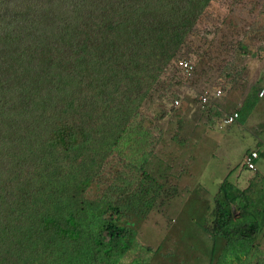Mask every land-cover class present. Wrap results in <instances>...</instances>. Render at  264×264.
I'll return each instance as SVG.
<instances>
[{"label":"trees","instance_id":"obj_1","mask_svg":"<svg viewBox=\"0 0 264 264\" xmlns=\"http://www.w3.org/2000/svg\"><path fill=\"white\" fill-rule=\"evenodd\" d=\"M212 3L0 0V264H149L160 253L135 229L164 188L145 169L164 132L142 108L158 87L173 104L169 69ZM252 31L262 41L264 24ZM224 76L226 88L238 77ZM245 191L220 184L210 234L226 242L209 264H264V205Z\"/></svg>","mask_w":264,"mask_h":264},{"label":"rangeland","instance_id":"obj_2","mask_svg":"<svg viewBox=\"0 0 264 264\" xmlns=\"http://www.w3.org/2000/svg\"><path fill=\"white\" fill-rule=\"evenodd\" d=\"M257 22L264 24V0H213L167 75L173 77L174 100H179L180 107L172 109L162 98L163 87H158L155 102L151 100L142 108L145 123L152 122L164 132L146 166L165 192L139 227L138 240L150 248L166 247L184 264H209L213 244L204 228L209 227L220 198L218 189L225 178L235 183L251 149L261 151L256 167L259 177H264V34L260 35L262 41L255 38L252 27ZM181 60L195 64L190 78L180 71ZM230 71L238 77L226 88L224 75ZM218 90H222L220 97L215 95ZM205 91H209L211 102L203 108L199 97ZM212 104L222 113L220 117L209 113ZM237 109L239 120L220 127L224 113ZM124 171L135 183L136 173ZM237 184L245 185L241 180ZM251 184L249 181L246 186ZM173 188L176 193L168 195ZM255 240L264 247V228ZM215 251L221 253L219 245ZM165 262L155 256L150 264Z\"/></svg>","mask_w":264,"mask_h":264},{"label":"clouds","instance_id":"obj_3","mask_svg":"<svg viewBox=\"0 0 264 264\" xmlns=\"http://www.w3.org/2000/svg\"><path fill=\"white\" fill-rule=\"evenodd\" d=\"M181 62H187V63H189L192 67H193V70L191 71V73L190 74H188L185 70H184V68L181 66ZM178 66H179V69H180V71L184 74V76H185V78H190L192 75H193V73H194V71H195V64L193 65L191 62H188V61H183V60H181V61H179V63H178ZM219 91V90H218ZM218 91H216L215 92V95H217V92ZM221 92H222V90H220ZM222 95V94H221ZM220 95V96H221ZM207 97V102H204L203 101V97ZM220 96H218L217 95V97H220ZM211 97H210V93H209V91H205L204 93H202L201 94V96L199 97V99H200V102L203 104L202 106H205V105H208L210 102H211V99H210ZM172 105V109H178L179 107H180V102H179V100H174L173 101V104H171ZM213 105V104H212ZM216 106V105H215ZM217 107V106H216ZM236 115V117H234ZM239 116H240V113H239V110L237 109V110H233V111H231L229 114H226V113H224V115L221 117V119L219 120V124H221V126L220 127H229V126H231V125H233L237 120H239ZM229 117H233V120L230 122V123H225V120H227V119H229ZM177 133V132H176ZM175 140H177L179 143H182V139H176L175 137H173ZM259 146V145H258ZM252 154H255V157H252ZM248 157H250V158H252V160H251V164H252V168H249L248 167V165L246 164V159L248 158ZM262 157V154H261V151H260V149L259 148H257V149H251L250 151H248V153H246L245 154V156H244V158H243V166H242V168H241V172H240V175H239V177L238 178H236V181H235V183H233L239 190H246L247 191V189H251V190H254V185H255V183H256V189L254 190V192L253 191H250V195H251V197L252 198H257V199H259V204H260V207L262 206V205H264V202L262 201L263 199L261 198V197H264V177L262 176V177H259V175H258V171H257V167H256V164H257V161L260 159ZM122 161H125V160H122ZM147 168H148V165L146 166V172H147ZM130 171H133V170H131V169H129ZM180 171H182V172H184V170H180ZM245 171L248 173V174H246L245 173ZM134 172V171H133ZM136 173V172H135ZM148 173V172H147ZM150 174V173H149ZM136 175H137V177H136V179L138 180V174L136 173ZM151 176H153V177H155L154 175H152V174H150ZM155 178H157V177H155ZM245 178H247L248 180H244ZM238 180H241L242 182H244V186L242 187V186H239L237 183H238ZM249 181H251L252 182V184L249 186V187H247L246 186V183L247 182H249ZM256 181V182H255ZM176 188H173V189H171V192L168 194V195H172L173 193H176ZM246 191H245V193H246ZM164 192H165V187L163 188V193H162V196H163V194H164ZM162 196H160V198L162 197ZM218 196L220 197L219 198V201L223 198H221V196L219 195V193H218ZM159 198V199H160ZM158 199V200H159ZM158 200H157V203H158ZM157 203H155V205H154V207H153V209H152V211L149 213V214H147L146 216H144L143 218H141V219H139L140 221H139V224L137 225V227H135V229H136V231H137V240H138V230H139V227L141 226V224L142 223H144L150 216H151V214L153 213V211H154V209L157 207L156 206V204ZM215 210V205H214V208H213V211ZM232 211H233V214H234V217L236 218V219H238V218H240V212H238L236 209H234V207H232ZM235 213H237V215L235 216ZM213 216H214V213L211 215V219H210V223H209V227L208 228H204V232L206 233V235H207V237H208V239L212 242V244H213V251H212V255H211V258H210V260L212 259V262L214 263H218V259L221 257V254H222V252H223V250H224V248H225V242L226 241H224L223 240V238H220V237H217V239L216 240H213L212 239V237H211V230H212V221H213ZM131 217H129L128 219H130ZM264 228V225H262V227L260 226V228L258 229V231H257V233L255 234V238H256V235L262 230ZM222 240V241H221ZM138 242L140 243V245H142V246H145V245H143L139 240H138ZM255 243H257L256 242V240H255ZM221 244H222V249H221ZM258 244V243H257ZM216 245H219V247H220V250H221V253L219 254V255H217L216 254V251H215V248H216ZM146 247H149V246H146ZM150 248V247H149ZM152 249H154V250H158L160 253L159 254H150L149 255V264L151 263V261L154 259V257L156 256V257H160L162 260H164V262L166 263V264H168V263H173V264H184V263H182L183 261H176L175 259H174V256H171V255H173V253L170 251V250H168V249H166V247L165 248H163V247H155V248H152ZM161 261H159V263H160ZM210 263V262H209Z\"/></svg>","mask_w":264,"mask_h":264},{"label":"built area","instance_id":"obj_4","mask_svg":"<svg viewBox=\"0 0 264 264\" xmlns=\"http://www.w3.org/2000/svg\"><path fill=\"white\" fill-rule=\"evenodd\" d=\"M181 66L184 68V70L188 74H190L191 71L193 70V67L187 62H181ZM221 94H222V92L219 90L217 92V95L220 96ZM202 99H203L204 102H207V97L204 96ZM234 117H236V115ZM232 120H233V117H229V119L225 120V123H230ZM252 157H255V154H252ZM251 160H252V158H250V157H248L246 159V164L248 165L249 168L253 167L252 164H251Z\"/></svg>","mask_w":264,"mask_h":264}]
</instances>
